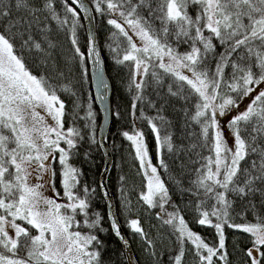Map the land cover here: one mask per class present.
<instances>
[{"label": "snow or ice", "instance_id": "snow-or-ice-1", "mask_svg": "<svg viewBox=\"0 0 264 264\" xmlns=\"http://www.w3.org/2000/svg\"><path fill=\"white\" fill-rule=\"evenodd\" d=\"M95 16L109 26L112 60L128 69L133 123L120 135L142 184L118 176V211L146 264H264V0H0V264H116L105 259L109 233L131 251L106 187L89 184L77 164L105 147L93 104L84 108L64 70L78 63L86 75L79 30ZM61 33L70 57L59 51ZM87 59L104 105L108 84L91 27ZM63 95L73 98L71 110ZM173 101L176 118L167 113ZM137 119L152 133L155 163ZM100 192L106 216L95 206ZM156 209L152 236L139 213ZM185 210L214 230L211 241ZM120 255L119 264H140Z\"/></svg>", "mask_w": 264, "mask_h": 264}, {"label": "trees", "instance_id": "trees-1", "mask_svg": "<svg viewBox=\"0 0 264 264\" xmlns=\"http://www.w3.org/2000/svg\"><path fill=\"white\" fill-rule=\"evenodd\" d=\"M85 1L89 3V0H85ZM81 22L84 25L83 20ZM93 27H94L95 35L97 37V47L98 50L101 52L103 70L108 80L109 90H110L109 100H108L110 116H109V123L104 141L110 153L111 163L108 172L106 174L105 183L112 197L114 212H116V214L119 217V223L122 232L124 233L125 237L129 240V245L134 258L139 260L140 264H146V257L142 254L141 251L142 247L135 244L131 230L127 227L124 217L120 215L118 211V206H119V201H118L119 194L117 192L118 176L121 174L127 175L129 178L130 187L132 185H135L138 188V184L139 186H141L142 184V181H139L138 178V174H137L138 164L133 159L134 152L130 147V142L125 140L120 135L121 131L130 130L133 123V120L129 115V107H130L129 93L126 87L128 80V69L122 66H117L111 58V54L109 53L108 48L106 47V37L109 35L110 29L109 26L106 24L105 20L101 19L99 16H95L93 20ZM58 39L60 40L62 46L59 51L62 52L64 56L70 57L72 53L71 51H69L70 45L67 42L65 35L61 33ZM79 43L82 52H84L86 56V65H85L86 75H84L83 78L81 77L78 68V63H72L67 68H65L64 69L65 75L69 79H71L73 83L76 85L75 91L77 92V95L81 97L82 102L84 104V108L86 109L88 102H91L93 104V110L96 113L97 125H99L100 114L94 103V99L91 91V85H90V77L88 72L87 37H86L85 26L79 30ZM18 47L19 46L17 45V48ZM29 66L34 73L41 70L36 67L35 63L32 61L31 58H29ZM62 98L64 99L68 109L71 110L73 98L67 95H63ZM89 98L91 99L89 100ZM175 103L176 102L173 101L172 104H170L169 107L167 108V113L172 118L177 117V113L174 111L172 106ZM117 110L121 112V118L119 120H117L116 117L114 116V113ZM146 111H148V114L151 115L155 114L151 110H146ZM85 114L86 113L84 110H81L79 112V115L81 117L85 116ZM135 123L141 130L144 131L146 142L149 146L150 152L153 154V160L154 162H156L155 151H154V138L152 136L150 129H148L146 123L140 121L139 119H137ZM83 124H84L83 120L77 121L78 126L82 127ZM84 147L87 148V145L85 144ZM169 163H171V161H169ZM77 164L79 167H81V169L85 173L84 179L93 187H98V177L103 164V155L100 148L93 150L92 157L89 161H83V158L81 157L80 161H77ZM117 165H119L120 167L118 168ZM165 179H167V177H165ZM132 199L135 200V193H133ZM174 202L180 203L179 196L174 195ZM95 206L98 211H101L106 216L105 202L102 198L101 193H99L96 198ZM181 206L183 207V204H181ZM157 210L158 209L151 210L150 212L154 213L155 215ZM184 215L186 220L189 222L190 227H192L194 231L199 233L206 240L208 241L212 240L214 236L213 229H210L206 226H199L198 224H196L194 222V213L190 210H185ZM157 226H159V224H157ZM105 227H109V225L106 223ZM146 230H153L150 222L147 223ZM153 233L156 235V231ZM227 235L229 241V250L231 251L232 242L235 236L232 230H227ZM103 238L105 239L106 242L105 259L109 261H115L116 264H119L121 260L125 259L120 255L122 251L120 244L117 242V240L114 238V236L111 233L105 234ZM240 244L241 246L245 245V241L243 240V238H241ZM189 256L191 255L189 254Z\"/></svg>", "mask_w": 264, "mask_h": 264}, {"label": "water", "instance_id": "water-1", "mask_svg": "<svg viewBox=\"0 0 264 264\" xmlns=\"http://www.w3.org/2000/svg\"><path fill=\"white\" fill-rule=\"evenodd\" d=\"M85 3H87V2L85 1ZM81 16H83V13H81ZM83 23H84V26H85L86 37H87V31H88L89 27L92 28V30H93V32L95 34L94 27H93V22L90 25L89 21L83 20ZM97 50H98V47H97ZM87 64H88V72H89V77H90V85H91L92 96H93V99H94L95 106L97 107V109L99 111V114H100V122H99V125H98V128H97V140H98V143H99V142H101V136H103L105 138V134H106L108 123H109V116H110V113H109V102H108L109 93H110L109 83H108V80H107V78L105 76V73H104V70H103V65H101V71L103 72L104 79H105L106 83L108 84L107 102H106V104L102 105L98 100H96L97 89H96V85H95V83L93 81V74H94L95 66H94L92 60H89V59H87ZM100 126H103V132H101ZM103 143H104L105 147L100 148V150L102 152V155H103V164H102V167H101V170H100V174H99V177H98V186L99 185H104L106 187L105 179H106V174L108 172V169H109V166H110V163H111V157H110L109 150H108L104 140H103ZM106 190L108 191L107 187H106ZM100 193H101L102 198H103V193L102 192H100ZM103 200L105 202V213L107 214V212L109 211V209H107V207H106L107 201L105 199H103ZM111 202L113 203V201H111ZM111 210L114 211L113 208ZM121 232H122V230H121ZM122 234L125 237L123 232H122ZM114 238L120 244L121 250L123 252L127 253V254H130L134 258L132 251L129 252V249L123 248L122 242L119 241L115 236H114ZM124 258L126 259V257H124Z\"/></svg>", "mask_w": 264, "mask_h": 264}, {"label": "rangeland", "instance_id": "rangeland-1", "mask_svg": "<svg viewBox=\"0 0 264 264\" xmlns=\"http://www.w3.org/2000/svg\"><path fill=\"white\" fill-rule=\"evenodd\" d=\"M246 103L247 101L243 102L241 104V107L243 108L244 106H246ZM231 115V114H229ZM221 123H222V128H223V131H224V134H225V139L226 141H229L231 142L232 141V137H231V134L227 128V124H226V121L224 118H221ZM153 155V154H152ZM154 162V160H153ZM155 163V162H154ZM138 178H139V181H142V177L140 175H138ZM139 184H138V188H139ZM133 203L135 204V200H133ZM158 211V210H157ZM169 211H171V208H169ZM135 212V210H134ZM140 215V219L142 221V226L144 227L145 231H148L152 236H155V234L153 232L157 231L156 228L158 227L157 224H159L158 221H156L155 219V215L154 213H145L143 210L139 213ZM151 223V226L153 228V230H146L147 228V223ZM155 226V227H154ZM152 232V233H151ZM133 236V235H132ZM134 237V236H133ZM134 241H135V244H137L138 246L142 247L141 246V243H140V240L138 237H134ZM187 260L190 262L191 261V256H188L187 257Z\"/></svg>", "mask_w": 264, "mask_h": 264}]
</instances>
